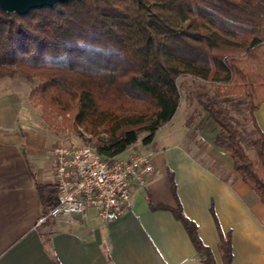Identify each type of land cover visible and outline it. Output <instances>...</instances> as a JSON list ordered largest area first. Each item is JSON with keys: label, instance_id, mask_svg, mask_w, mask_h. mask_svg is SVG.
<instances>
[{"label": "trees", "instance_id": "trees-1", "mask_svg": "<svg viewBox=\"0 0 264 264\" xmlns=\"http://www.w3.org/2000/svg\"><path fill=\"white\" fill-rule=\"evenodd\" d=\"M211 83L214 100L244 96L256 138L255 158L215 102L202 108L220 129L214 145L264 203V133L255 112L264 104V0H72L26 16L0 9V79L37 82L30 98L45 122L61 117L105 159L140 139L152 143L176 115L181 77ZM179 221L204 264H217L197 225L184 215L169 172ZM43 212L57 204L54 184L37 185ZM223 264L233 263L232 233L216 218ZM55 264H60L53 259Z\"/></svg>", "mask_w": 264, "mask_h": 264}, {"label": "crops", "instance_id": "crops-1", "mask_svg": "<svg viewBox=\"0 0 264 264\" xmlns=\"http://www.w3.org/2000/svg\"><path fill=\"white\" fill-rule=\"evenodd\" d=\"M19 110L0 106V264H55L54 258L60 264H204L174 215L151 208L176 207L169 172L184 215L217 264L223 260L211 208L221 229L232 233V264H264V203L229 153L214 145L220 129L212 120L179 129L176 113L141 149L157 173L119 221L105 224L91 209L35 228L44 213L37 185H55L52 142L20 121ZM255 118L264 133V104Z\"/></svg>", "mask_w": 264, "mask_h": 264}, {"label": "built area", "instance_id": "built-area-1", "mask_svg": "<svg viewBox=\"0 0 264 264\" xmlns=\"http://www.w3.org/2000/svg\"><path fill=\"white\" fill-rule=\"evenodd\" d=\"M51 153L57 204L42 214L35 228L54 220L69 221L91 209L103 223L117 222L131 210L135 194L157 173L149 154L122 157L123 153L109 160L90 146L66 144H57Z\"/></svg>", "mask_w": 264, "mask_h": 264}, {"label": "rangeland", "instance_id": "rangeland-1", "mask_svg": "<svg viewBox=\"0 0 264 264\" xmlns=\"http://www.w3.org/2000/svg\"><path fill=\"white\" fill-rule=\"evenodd\" d=\"M36 83L35 81H29L21 77L0 79V106L19 107V120L28 121L31 126L35 127L38 133L42 132L46 134L52 142L51 150L57 144L88 146L77 133L67 129L63 118H56L53 127L45 122L37 101L30 98L31 90L35 87ZM178 85L180 88V104L174 121L175 126L178 127L179 125V129L180 127L191 129L196 122H199L201 126L208 118V114L203 111L202 103L215 102L216 106L225 113L231 123L238 129L241 142L248 155L252 159L255 158L252 142L256 138V135L250 120L249 100L242 96L215 101V87L211 83L194 80L188 76L181 77L178 80ZM179 132L177 130V133ZM138 142L141 143V139ZM144 146L137 149L134 146L130 147L123 157H129L132 154H147L141 151ZM53 183H55L54 180Z\"/></svg>", "mask_w": 264, "mask_h": 264}, {"label": "water", "instance_id": "water-1", "mask_svg": "<svg viewBox=\"0 0 264 264\" xmlns=\"http://www.w3.org/2000/svg\"><path fill=\"white\" fill-rule=\"evenodd\" d=\"M70 1L72 0H0V9L7 14L26 16L33 10L51 9L58 4H66Z\"/></svg>", "mask_w": 264, "mask_h": 264}]
</instances>
